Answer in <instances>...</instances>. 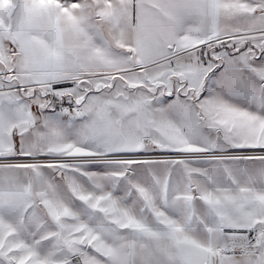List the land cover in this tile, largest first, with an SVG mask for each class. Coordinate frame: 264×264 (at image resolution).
<instances>
[{
	"label": "snow or ice",
	"instance_id": "obj_1",
	"mask_svg": "<svg viewBox=\"0 0 264 264\" xmlns=\"http://www.w3.org/2000/svg\"><path fill=\"white\" fill-rule=\"evenodd\" d=\"M0 264H264V0H0Z\"/></svg>",
	"mask_w": 264,
	"mask_h": 264
}]
</instances>
